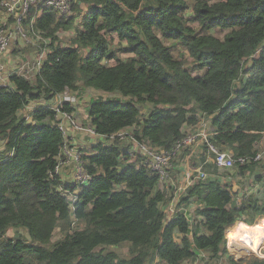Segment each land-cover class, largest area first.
<instances>
[{
	"label": "trees",
	"instance_id": "obj_1",
	"mask_svg": "<svg viewBox=\"0 0 264 264\" xmlns=\"http://www.w3.org/2000/svg\"><path fill=\"white\" fill-rule=\"evenodd\" d=\"M73 8L71 16L45 6L36 16L31 8L24 23L36 16L32 25L48 40L46 55L33 80L13 72L0 84V264H150L156 257L184 264L200 251L219 258L228 252V227L251 229L254 217L246 213H264V200L252 194L250 204L238 201L233 185L196 180L180 206L198 203L200 221L191 224L182 210L169 219L164 205L171 198L158 173L119 139L83 155L89 184L64 182L56 168L66 141L50 102L66 89L120 93L124 101L90 100L97 133L132 129L135 140L169 150L186 126L205 117L222 150L235 158L253 155L264 137V0H76ZM71 29V45L57 43L58 33ZM113 35L124 43L117 51L109 47ZM177 44L191 60L177 54ZM120 51L130 56L123 59ZM41 99L46 104L31 119L20 115ZM142 103L152 104L147 116ZM262 163L235 168L245 175ZM10 229L27 237H7ZM57 229L61 237L53 241ZM123 244L127 256L112 249ZM231 262L264 264V258Z\"/></svg>",
	"mask_w": 264,
	"mask_h": 264
},
{
	"label": "rangeland",
	"instance_id": "obj_2",
	"mask_svg": "<svg viewBox=\"0 0 264 264\" xmlns=\"http://www.w3.org/2000/svg\"><path fill=\"white\" fill-rule=\"evenodd\" d=\"M189 3H192L194 0H187ZM82 7H84L83 4H81ZM74 11V8H73ZM187 14H191V9L187 11ZM81 20V17L77 19V22ZM6 23V26L8 28H11L15 25L14 19L11 16H8L7 14L0 12V26ZM76 25V24H75ZM75 30H61L59 32V40L57 43H60L62 46H70L71 45V38L75 34ZM215 35L219 37H223L224 32L219 31V30H214L213 32ZM33 36V34H30ZM48 41L44 39L41 36L35 37V40H32L30 37L27 40L24 39H17L13 40L12 43L10 44L9 50L7 51V54L0 58V84L5 83V77H6V84H8V78L9 75L13 72H18L25 74L27 77L30 79H34L36 76V73L39 70V61H42L41 58L46 55V50L47 47H45V42ZM118 38L116 35H113V37L110 38V45L109 47L113 50H118V48H122L124 46V43L118 42ZM170 43V42H168ZM177 51L180 55V53H183L184 58L186 60H191L187 54V51L181 47L179 44L176 45ZM45 52V55H44ZM84 53H86V50H83ZM119 56L123 59L127 58L130 56V54H126L123 51L118 52ZM104 63H110L112 61L110 60H103ZM4 80V82L2 81ZM77 96V100L71 101L72 102V107L77 110L76 108H81L82 110L79 112L80 116H84V114L87 112V108L89 105V102L91 99L95 98H103V99H111L117 97L120 101L125 100V96L121 95L120 93H108V92H103L99 91L93 88H83L82 92L80 94H77L76 92L73 93ZM127 98V97H126ZM54 100L50 102V104L53 105L54 107ZM46 104L44 99L38 100V101H33V103L30 105L29 108H26L25 110L21 111L20 113L21 116L26 117L27 119H31V116L28 118L25 114L27 113L28 115L32 113V111L39 105ZM139 107L141 109L142 115L147 116V114L150 112L152 108V104L149 103H142L139 104ZM34 108L32 111L31 109ZM72 118L75 119L78 123H83L85 125H88L87 123V118H80L78 114H75L74 112L72 113ZM205 118V117H204ZM203 119V118H202ZM67 123L68 121L65 120ZM204 123L207 124H202L201 126L196 125L194 126L190 131H186L185 134H196L201 132L202 130H205L207 133L210 132V122L208 121V118L204 120ZM126 138L121 140L120 142L122 145L125 146H130L132 153H134V157L136 156L135 154L138 152L135 148V142L131 139V132L132 129H126ZM203 146L202 141L200 142ZM4 143L3 141H0V151L4 149ZM262 147H264V139L260 143L258 149L260 150ZM190 147L185 148L174 160L172 167L170 169V178L164 181H160V188H164L163 190H166L168 188L169 191V200L170 196L172 195L171 200H173V197L175 196V193L178 192V189L180 186H185V180H184V170L185 168H188L192 171V175L194 178L198 175V168L199 164L201 162L196 156H191V150H196L195 147H192L191 150H189ZM91 146H88L87 148H82L81 151L83 154H88L91 150ZM205 171L208 173V178H215V177H220L219 179L227 178L232 176V172L234 168L231 169H219L216 168L211 162L207 163L204 167ZM257 172L261 173L264 170V165L260 164L259 166L256 167ZM256 171V170H255ZM262 176L264 174L262 173ZM241 178L237 179L236 186L237 190L234 192L237 197L241 196L245 190H247L250 187L251 180L249 177H246L245 175L239 176ZM252 177H255V173L252 174ZM257 183V182H256ZM254 183V184H256ZM261 183V182H260ZM174 187H173V186ZM260 184L258 183L257 186ZM172 186V187H171ZM235 186V187H236ZM176 187V189H174ZM176 192H175V191ZM263 189L258 188L256 191H258V195L260 192H262ZM255 191V192H256ZM260 191V192H259ZM177 194V193H176ZM167 215L168 217L171 216L173 213L170 210V205ZM176 209V208H175ZM192 217H197L195 214V211H192ZM262 218H259L258 220H254V226H246L250 227L251 229H255V231L262 230L264 229V219L260 220ZM197 221H200V217L196 218V220H190L191 224L196 223ZM244 222V221H241ZM241 225H237V223L233 224L232 226L228 227L227 229V253H223L219 258H210L209 254L206 252H201L199 256L192 260H187L184 262V264H232V260L238 261L240 259H250V258H264V238L261 236L256 239L257 242V248L255 251H251L245 247V243L241 241V243L238 241H233L230 239V233L238 231ZM244 227V228H246ZM243 229V228H242ZM252 231V230H251ZM201 232H205V229L201 227ZM25 236L27 237V233L22 230H14L10 229L7 233V237H14V236ZM178 238L180 236L179 233H177ZM264 236V235H263ZM61 237L60 231L57 229L54 232L53 235V241L58 240ZM179 241V240H178ZM237 246V247H236ZM242 247V248H241ZM236 248V249H235ZM112 249L116 250L121 256H127L129 255L128 251V244H123L119 247H112ZM233 249V250H232ZM235 249V250H234ZM248 251V253H247ZM241 254V255H240ZM150 264H166L163 261H160L157 257L155 258L154 262H151Z\"/></svg>",
	"mask_w": 264,
	"mask_h": 264
},
{
	"label": "built area",
	"instance_id": "obj_3",
	"mask_svg": "<svg viewBox=\"0 0 264 264\" xmlns=\"http://www.w3.org/2000/svg\"><path fill=\"white\" fill-rule=\"evenodd\" d=\"M74 2H76V0H2L0 12L11 16L14 19L15 25L11 28H8L6 23L0 26V58L7 54L13 40L20 38L27 40L30 34L36 36V32L40 33V36L42 35L41 31L36 30L32 25L35 21V17L41 15V6L50 7L60 14L71 16L74 14ZM31 8L36 9L37 15L33 16L29 26H25L24 22L27 20ZM75 24L77 25V22ZM33 40H35V38H33ZM73 93L74 92L70 89H66L57 97L53 107L57 112V123L65 136V140L68 130L71 127H73L77 132L88 134L92 137H98L100 140H103L104 143L113 142L116 139L123 140L126 138L125 130L111 135H101L95 131L91 124L85 125L83 123H78L75 119H73L71 112L63 110L65 104L72 106L71 101L77 100V96ZM65 120L68 122L66 123ZM131 139L136 143L138 151L144 159V163L147 164L151 170L158 173L160 181L170 178V169L172 167L173 160L185 148L193 146L197 142H200V140L207 150L208 157L213 160L214 165L219 169H231L238 163L248 164L252 162L264 161V147L253 155L235 158L230 151L222 150L220 146L215 144L212 140V136L204 131L196 134L185 135L182 139L177 141L173 148L169 150L151 148L147 145V143L137 141L132 136ZM65 155L67 161H73L74 163L73 183L78 185L89 184L92 176L84 167V154L81 149L75 146H71V148L67 147ZM62 165L63 162L60 161L56 168L57 174H60ZM204 167L205 164L203 163L199 165L198 175L196 176L197 180H206L208 178V173L204 170ZM72 199L74 200V198Z\"/></svg>",
	"mask_w": 264,
	"mask_h": 264
},
{
	"label": "crops",
	"instance_id": "obj_4",
	"mask_svg": "<svg viewBox=\"0 0 264 264\" xmlns=\"http://www.w3.org/2000/svg\"><path fill=\"white\" fill-rule=\"evenodd\" d=\"M40 36V33H37L36 32V36L35 35H33L32 36V38H31V36L29 35V37L33 40V38H35V37H39ZM17 40V39H16ZM45 55V54H44ZM44 58V56L41 58V60ZM42 61H39V64L41 63ZM2 81L4 82V80L2 79ZM6 84V77H5V83L4 84H1V85H5ZM75 93V92H74ZM77 93V92H76ZM55 99V101H56V99H57V97L56 98H54ZM55 101H54V103H55ZM33 102H31L26 108H29L30 107V105L32 104ZM74 107V106H73ZM25 108V109H26ZM31 108V107H30ZM24 109V110H25ZM34 108H32L31 109V111L33 110ZM77 110H75L74 109V113L75 114H78L79 115V117L80 118H84V117H86L87 118V123H89L90 124V119H89V116H88V112H86L85 114H84V116H80V114H79V112L82 110L81 108H76ZM23 111V110H22ZM72 112V113H73ZM20 113H22V112H20ZM28 118L31 116V114H25ZM206 118H203L198 124H199V126H201L202 124H207V123H204V120H205ZM208 121L210 122V119L208 118ZM210 124H211V122H210ZM196 126V125H195ZM194 126H186L185 128H184V130H185V132L187 131H190L192 128H193ZM208 129H210V132H208V134L210 135V136H212V134H213V127H212V124L210 125V128H208ZM202 131H204V132H206L205 130H202ZM207 133V132H206ZM263 139H264V137H263ZM66 143H65V145H66V147H65V145H64V148H63V150H62V158H61V161L63 162V165H62V169H61V172H60V174H59V176H60V178L62 179V181H64V182H73L72 181V179H73V175H74V163H73V161H67L66 160V155H65V152H66V148L68 147L69 148V146L71 147V146H75V147H77V148H79V149H82V148H87L88 146H91V148L93 147V146H95L96 144H98V143H100V142H103V140H100L98 137H92V136H89L88 134H84V133H81V132H77L73 127H71L69 130H68V134H67V136H66ZM263 141V140H262ZM192 147H195L196 148V150L194 151V150H191V148ZM135 148H136V150L138 151V148H137V146H136V144H135ZM91 150V149H90ZM189 150H191V153H190V155L191 156H196L198 159H199V161L201 162V164L203 163V164H207V163H209V162H211L213 165H214V163H213V160L212 159H210L209 157H208V154H207V150H206V148H205V146L203 145L202 146V144L201 143H199V142H197L196 144H194L193 146H191L190 148H189ZM89 153H91V151L89 152ZM138 153H139V151H138ZM263 164V163H262ZM200 165V164H199ZM198 165V166H199ZM215 166V165H214ZM216 167V166H215ZM217 168V167H216ZM186 170H184V180L186 181L185 182V186L183 187V186H180L179 187V189H178V192H176L175 190V192L177 193H175V196L176 197H173V200H170L166 205H164V209H165V212L167 213L168 212V209H169V206L168 205H170V210H171V212L173 213L171 216H169V219H171L172 218V216H174L175 214H176V211L177 210H182V211H184L185 212V215L187 216V218L189 219V220H193V222H194V220H196V218H199V215H197L196 214V212H195V214L197 215V217H192V211H196V209L198 208V203H196V202H192V203H189V205H185V204H182L181 206H180V199H181V196H182V194H184V192L186 191V189H187V187L189 186V185H191V184H193L194 182H196V178H194L193 177V175H192V171L190 170V169H188V168H185ZM256 170V171H255ZM253 172H246L245 173V176L246 177H249L250 178V180H251V184H250V187L247 189V190H245L244 192H243V194L241 195V196H239L237 199H238V201H240L242 198L247 202V203H249L250 204V196L252 195V194H255V195H257V199H258V201H259V203L261 204L262 203V201L264 200V185H263V181H264V179H262V181H261V178L259 179L258 177L259 176H262V173L264 174V170H263V172H261V173H258L257 172V169H255ZM238 171L236 170V168L234 167V169H233V172H232V176H230V177H227L226 179L225 178H223V179H219L220 177H215V178H217V179H219L220 181H222V182H226V183H228L229 185H233V191L234 192H236V190H237V186H236V182H237V179H239V178H241V177H239V176H242V175H239V173H237ZM255 173V177H252V174H254ZM262 178H264V176H262ZM257 182V183H256ZM261 182V183H260ZM254 183H256V184H254ZM258 183L260 184L259 186H257L258 185ZM173 186V185H172ZM171 186V187H172ZM236 186V187H235ZM174 187V186H173ZM169 188V187H168ZM168 188H166V191H168ZM258 188H261V189H263L262 190V192H260V194L258 195V191H256ZM164 189V188H163ZM174 189H176V187L174 188ZM256 191V192H255ZM169 192V191H168ZM172 195H173V193L171 194V198H172ZM237 197V196H236ZM176 208V209H175ZM251 209V208H250ZM246 217H254V220L256 221V220H258L259 218H262V219H264V213H262V211H260V214L259 215H255V212H253V213H246ZM262 219H260V220H262ZM238 230H241V229H238ZM247 230H252L253 232H256V233H263V235H264V229H262V230H259V232L258 231H255V229H247ZM262 235V234H261ZM177 237H178V235H176ZM232 236H233V232H232ZM177 240H180V236H179V238L177 239ZM202 251H200V253H201Z\"/></svg>",
	"mask_w": 264,
	"mask_h": 264
},
{
	"label": "bare ground",
	"instance_id": "obj_5",
	"mask_svg": "<svg viewBox=\"0 0 264 264\" xmlns=\"http://www.w3.org/2000/svg\"><path fill=\"white\" fill-rule=\"evenodd\" d=\"M69 148H71V147H69ZM261 234H263V233H256V232H253L251 230H247V229H242L241 228V230L233 232V236L231 237V240L238 241V243L239 242L241 243V241H242V242H244L246 244L245 247L247 246V248L249 250L255 251L256 248H257L256 239H258V237L261 236ZM262 237L264 238L263 235H262ZM247 253H248V251H247Z\"/></svg>",
	"mask_w": 264,
	"mask_h": 264
}]
</instances>
